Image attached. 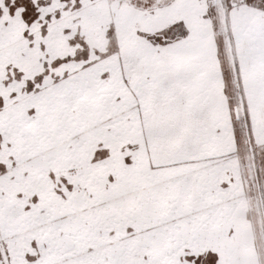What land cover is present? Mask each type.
Wrapping results in <instances>:
<instances>
[{"label": "snow or ice", "instance_id": "snow-or-ice-1", "mask_svg": "<svg viewBox=\"0 0 264 264\" xmlns=\"http://www.w3.org/2000/svg\"><path fill=\"white\" fill-rule=\"evenodd\" d=\"M0 264H264V0H0Z\"/></svg>", "mask_w": 264, "mask_h": 264}]
</instances>
